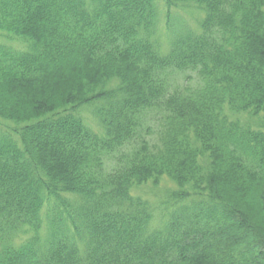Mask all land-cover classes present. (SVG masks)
Masks as SVG:
<instances>
[{"label": "trees", "instance_id": "1", "mask_svg": "<svg viewBox=\"0 0 264 264\" xmlns=\"http://www.w3.org/2000/svg\"><path fill=\"white\" fill-rule=\"evenodd\" d=\"M0 264H264V0H0Z\"/></svg>", "mask_w": 264, "mask_h": 264}, {"label": "rangeland", "instance_id": "2", "mask_svg": "<svg viewBox=\"0 0 264 264\" xmlns=\"http://www.w3.org/2000/svg\"><path fill=\"white\" fill-rule=\"evenodd\" d=\"M160 11L161 13L158 20V28H160L162 36L159 35L158 37L161 43V51L163 53L166 52L169 47L165 38L167 37L166 27L168 23H173V25L183 23L190 28L197 29L199 21L202 19L203 15L201 9H199L197 6H194V4H182L178 7L173 8L170 14H167L165 6L162 5ZM82 115L88 120L89 124L97 126V118L95 117L90 106L83 109ZM156 138L157 134L155 132L151 135H148L147 137V139L153 140ZM173 187L175 186H173L170 181L162 180L157 185L151 182L145 185L137 186L133 189L134 195L142 197L144 200H146L153 210V218L149 224V230L162 227L163 223L166 221L167 214L171 207L169 201L167 202V200L169 199L167 193L168 190H172ZM19 239L15 240L16 244L19 242Z\"/></svg>", "mask_w": 264, "mask_h": 264}]
</instances>
